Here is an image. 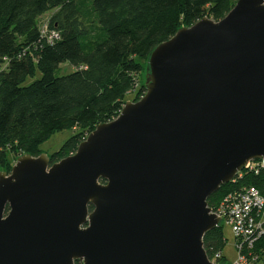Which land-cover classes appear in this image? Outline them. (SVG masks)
I'll use <instances>...</instances> for the list:
<instances>
[{"label": "water", "instance_id": "95a60500", "mask_svg": "<svg viewBox=\"0 0 264 264\" xmlns=\"http://www.w3.org/2000/svg\"><path fill=\"white\" fill-rule=\"evenodd\" d=\"M145 72L74 153L0 170V264H214L207 200L264 157V0L180 27Z\"/></svg>", "mask_w": 264, "mask_h": 264}, {"label": "trees", "instance_id": "16d2710c", "mask_svg": "<svg viewBox=\"0 0 264 264\" xmlns=\"http://www.w3.org/2000/svg\"><path fill=\"white\" fill-rule=\"evenodd\" d=\"M235 2L0 0V170L10 173V156H38L55 131L74 133L49 154L51 162L74 153L97 124L118 116L129 93L135 92L134 100L145 93L142 76L159 43L204 16L222 19ZM44 25L59 37L49 40ZM66 62L74 70L57 75ZM37 73L39 78L25 83ZM244 186L264 194V171L242 170L208 198V205L214 209L228 192ZM222 227L223 221L206 232L203 243L210 258L221 252L218 260L226 264ZM262 245L264 237L256 248Z\"/></svg>", "mask_w": 264, "mask_h": 264}, {"label": "built area", "instance_id": "2783aa9c", "mask_svg": "<svg viewBox=\"0 0 264 264\" xmlns=\"http://www.w3.org/2000/svg\"><path fill=\"white\" fill-rule=\"evenodd\" d=\"M42 31L45 34L48 33L49 40L59 37L58 32L54 30L49 32L47 25H44ZM244 169L254 173L264 171V157L250 160ZM263 210L264 194L255 186L234 189L228 192L214 209L211 208V212L220 217L223 222L230 224L235 235V245L239 256L229 264H264V254H261L264 251V245L256 248L260 239L264 237ZM220 256L221 252H218L208 258L216 264L221 263L218 260Z\"/></svg>", "mask_w": 264, "mask_h": 264}, {"label": "rangeland", "instance_id": "374dc122", "mask_svg": "<svg viewBox=\"0 0 264 264\" xmlns=\"http://www.w3.org/2000/svg\"><path fill=\"white\" fill-rule=\"evenodd\" d=\"M50 14H51V12L42 16V18L40 19L42 24H44V22L48 19ZM1 67H2V65L0 64V68ZM73 70H74V67L71 64H69L68 62L61 63L59 68L56 70V74L57 75H63V74H67ZM40 76H41V74L37 73L35 77H28L27 80L25 81V83H30L34 79L39 78ZM142 79L144 81L146 80V72L143 73ZM134 97H135L134 91L129 93L126 96L127 101L128 100L136 101V100H134ZM73 133H74V131L72 129H64L61 131H55L46 141H44L41 144V149L43 150V152H45L47 154H51V153L57 151ZM10 160L13 161V164L15 163V160L12 156H10ZM262 218L264 219V210H263ZM222 229H223L224 237L226 239V243L222 249V253L225 256V263L226 264L233 263L239 256L238 249L236 248V245H235V242H236L235 235L232 231L230 224H228L227 222H223Z\"/></svg>", "mask_w": 264, "mask_h": 264}]
</instances>
